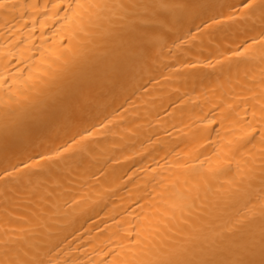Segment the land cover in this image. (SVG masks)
<instances>
[{
	"label": "bare ground",
	"instance_id": "6f19581e",
	"mask_svg": "<svg viewBox=\"0 0 264 264\" xmlns=\"http://www.w3.org/2000/svg\"><path fill=\"white\" fill-rule=\"evenodd\" d=\"M0 264H264V0H0Z\"/></svg>",
	"mask_w": 264,
	"mask_h": 264
}]
</instances>
